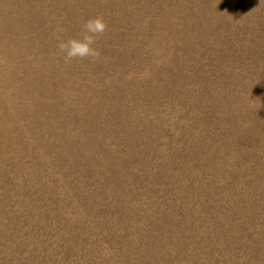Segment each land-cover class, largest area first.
I'll return each instance as SVG.
<instances>
[{
	"label": "rangeland",
	"instance_id": "rangeland-1",
	"mask_svg": "<svg viewBox=\"0 0 264 264\" xmlns=\"http://www.w3.org/2000/svg\"><path fill=\"white\" fill-rule=\"evenodd\" d=\"M0 264H264V0H0Z\"/></svg>",
	"mask_w": 264,
	"mask_h": 264
},
{
	"label": "clouds",
	"instance_id": "clouds-1",
	"mask_svg": "<svg viewBox=\"0 0 264 264\" xmlns=\"http://www.w3.org/2000/svg\"><path fill=\"white\" fill-rule=\"evenodd\" d=\"M106 23L102 18L88 19L82 27V35L67 41H61L59 50L67 59L97 57L99 52L94 47L96 38L106 30Z\"/></svg>",
	"mask_w": 264,
	"mask_h": 264
}]
</instances>
